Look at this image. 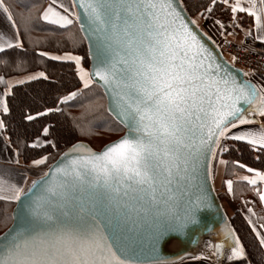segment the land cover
<instances>
[{
    "label": "snow or ice",
    "instance_id": "1",
    "mask_svg": "<svg viewBox=\"0 0 264 264\" xmlns=\"http://www.w3.org/2000/svg\"><path fill=\"white\" fill-rule=\"evenodd\" d=\"M17 3L0 0V67L6 70L0 75V114H10L8 98L17 86L49 81L44 70L19 75L29 57L74 62L78 85L57 95L52 106L26 105L22 119L35 122L78 103L73 127L80 135L92 134L87 118L102 110L119 126L113 131L124 134L99 151L77 142L61 152L59 142L49 139L54 126L42 124L28 143L5 136L8 125L0 119L3 150H11L19 164L21 145L32 149L25 171L35 176L23 175L22 182L0 178V201L16 205L11 226L0 233V264H172L161 251L212 206L213 162L230 142L264 160V79L241 81L196 29L211 21L225 43L238 49L234 65L257 43L264 51V0H197L198 19L186 16L188 0H46L23 10ZM76 25L82 36L73 31ZM85 40L91 68L64 50ZM41 45H55L62 54ZM249 75L254 73L244 72ZM231 163L250 174L239 179L264 204V170ZM225 183L232 193L233 181ZM247 212L250 231L264 249V217L257 224L254 209ZM226 246L230 264H251L230 228L223 242L207 245L209 255L219 258Z\"/></svg>",
    "mask_w": 264,
    "mask_h": 264
},
{
    "label": "trees",
    "instance_id": "2",
    "mask_svg": "<svg viewBox=\"0 0 264 264\" xmlns=\"http://www.w3.org/2000/svg\"><path fill=\"white\" fill-rule=\"evenodd\" d=\"M41 0H18L17 9L23 10L25 7L35 5L39 7ZM195 3L197 0H188V13L194 18L195 17ZM35 10V9H34ZM220 13H216V17H220ZM224 20H227L225 17ZM41 27H49L48 25H41ZM73 31L77 32L78 35L82 36L83 33L79 32V26L73 27ZM38 35H44L43 32L38 33ZM43 50L50 51L52 54L61 55L62 51H58L55 45L44 46L41 45ZM64 50H72L74 55L82 57V62L84 65H89L91 63L89 55V45L85 40L79 47L75 49L65 48ZM228 59V58H227ZM44 70L49 76V81L39 80L32 81L25 85H19L15 88V95L9 97L10 114L3 115L2 119L8 125V131L6 134L12 137L13 140L19 138L21 142L27 141L31 143L32 138L40 128L42 124H48L51 127L52 135L49 139H55L59 142V150L65 151L72 144L78 141L89 142L94 148L101 149L102 146L110 140L116 139L118 136L124 133V130L113 131L119 127L113 118L109 116L103 110L100 113L89 116L87 119L91 121L92 124V134L91 135H80L76 130H74V122L79 117L81 113V108L78 103L69 104L62 106V112L59 113H49L46 117L38 118L35 122H27L22 119L23 113L26 111V105H31L33 108H38L43 105L52 106V102L55 97L67 89L73 88V86L78 85V78L75 76V64L74 62L67 61H52L45 58L32 59L29 57V63L27 65L26 72ZM6 70L0 67V75L5 74ZM54 81V83L52 82ZM107 106V101L105 100V107ZM231 146L229 151L223 154V157L228 161L225 169V178H232L236 173L242 169L234 166L231 161L240 160L241 162L247 164L250 167H255L259 170H264V160H258L250 153L243 145L235 142H230ZM14 148L15 144L12 145ZM47 149V146H45ZM53 155V160H56L59 155L56 149H50ZM34 155V151L30 148H24L21 145V157L28 163V157ZM50 160L49 163H52ZM221 199L225 198V195L218 192ZM243 202L236 203L237 208L231 218V223L236 231L237 235L240 237L242 244L246 247L248 251L251 264H261V257L264 256V249L259 248L258 243L255 240L254 234L250 231V226L247 223L245 205ZM16 205L14 203L7 204L0 201V233L4 232L12 223L11 216L13 214V209ZM253 207L256 210V217H264V206L259 203L256 198ZM258 219V224H259Z\"/></svg>",
    "mask_w": 264,
    "mask_h": 264
},
{
    "label": "crops",
    "instance_id": "3",
    "mask_svg": "<svg viewBox=\"0 0 264 264\" xmlns=\"http://www.w3.org/2000/svg\"><path fill=\"white\" fill-rule=\"evenodd\" d=\"M41 1L42 3L46 2V0H41ZM224 22H227V21H224ZM200 29L203 31V33H206L207 36H210L212 41L215 42L217 45L220 44V41L222 39H226V37L220 36L216 32V29L214 27H210L207 24H206V27L202 26L201 24ZM242 35L243 34L241 33L239 36L235 37V41H239V39L242 38ZM227 39H233V37H227ZM255 50L258 52L259 55L264 56V51H261L258 43L255 46ZM240 72L242 73L243 80L248 79V80H251L253 83H259L262 79H264V76L257 75V74L249 75L248 77H245L244 72H247V71L246 69H243V68L240 69ZM24 74L26 73H22L19 75H24ZM2 88L3 86H0V89ZM0 119H2V114H0ZM4 135L8 136L6 133H4ZM12 148L14 147L12 146ZM19 159H20V163L19 164L15 163L14 162L15 157L12 154L11 150L4 151L3 144L2 142H0V178H3L4 180H8L10 182H22L21 177L23 175L29 176L30 179L35 178L33 173L25 171L28 163H26L23 160L21 155ZM220 159L225 160V158L223 157V154L221 157H219L216 161L213 162L212 181L216 189V192L217 193L219 192L225 195V198L223 199L220 198V201H221L223 210L225 214L227 215L226 218H228V220L230 221L231 220L230 217H232V215L234 214V211L237 208L236 203L243 202L244 203L243 205H245V201H250L247 207H252L254 209L253 203L257 197H255L254 193L251 191V187L247 184V182L239 179L240 176L250 175V174L247 173L244 169H242L241 171L236 173L232 178H225L226 165L220 163L219 162ZM229 179L233 181V192L232 193L228 192L227 185L225 183V181ZM262 205L264 206V204ZM247 207H245L246 218L249 217V213L247 212ZM254 211L256 213L255 209ZM256 216H257V213L255 216H252L251 219L256 221L258 224V217ZM227 229H229V227L223 231H220V232L218 231L217 233H210V231L201 233L199 236L200 241H198L197 244L192 245V248H194V253L190 255L189 257L183 258L181 261H178L172 264H230V262H228L226 259V253L230 251L229 249H227V246L221 250V254L219 255V258L211 257L209 255V249L207 248V245L209 243L214 244V243L223 242V232L226 231ZM230 229L232 228L230 227ZM234 232L236 233V231ZM192 257H196V259H193ZM233 264H235V262H233Z\"/></svg>",
    "mask_w": 264,
    "mask_h": 264
},
{
    "label": "water",
    "instance_id": "4",
    "mask_svg": "<svg viewBox=\"0 0 264 264\" xmlns=\"http://www.w3.org/2000/svg\"><path fill=\"white\" fill-rule=\"evenodd\" d=\"M186 16L188 18L194 19L188 13V11H186ZM196 30L198 34L201 35V39L213 51L218 62L227 66L234 75H236L241 81H243L240 68L230 63L226 59V57L223 55V53L220 51L219 46H217V44L213 42L212 39H208L209 36L205 35V33H203V31L200 28ZM89 55H90V60H91V63H90L91 65L90 68H91L93 66V55L92 53H90V51H89ZM78 142L87 145L89 148H91L94 151L100 150V149L94 148L89 142H86V141H78ZM58 159L59 157L56 160ZM208 190H209V197H210L212 206L210 208H204L200 211V213L198 214L200 223L198 225L192 226L188 230V233L186 235L173 236L172 238H170L167 244L163 247L161 251V256L171 261L172 263L181 261L183 258L189 257L190 255L194 253V248H192V245H195L197 244L198 241H200L199 236L201 233L208 232V231H210V233H217L218 231L219 232L223 231L228 227L229 228L231 227L234 231L231 220L229 221L228 218H226L227 215L225 214L223 210L220 197L218 193L216 192L212 179L209 181Z\"/></svg>",
    "mask_w": 264,
    "mask_h": 264
},
{
    "label": "built area",
    "instance_id": "5",
    "mask_svg": "<svg viewBox=\"0 0 264 264\" xmlns=\"http://www.w3.org/2000/svg\"><path fill=\"white\" fill-rule=\"evenodd\" d=\"M218 46L220 48V51L223 53V55L226 56V59L228 56V59L232 63L231 56L236 51H238V49L236 47H230L225 42L223 44H219ZM234 65L240 67V69L241 68L246 69L247 72H252L257 75H262V73H264V56L259 55L258 52L254 50L246 57H243L241 60L237 61Z\"/></svg>",
    "mask_w": 264,
    "mask_h": 264
},
{
    "label": "rangeland",
    "instance_id": "6",
    "mask_svg": "<svg viewBox=\"0 0 264 264\" xmlns=\"http://www.w3.org/2000/svg\"><path fill=\"white\" fill-rule=\"evenodd\" d=\"M194 19H198V17L195 16ZM224 21H227V20H224ZM206 24L209 25L210 27H213L211 21L202 22V26L206 27ZM224 42H225V39H222V40L220 41V44H223ZM82 64H83V62H82ZM83 66H84L85 68H90L91 65L89 64V65L86 66V65L83 64ZM35 71H39V70H35ZM35 71H30V72H35ZM27 73H28V72H27ZM27 73H26V74H27ZM26 74H24V75H26ZM21 76H23V75H21Z\"/></svg>",
    "mask_w": 264,
    "mask_h": 264
}]
</instances>
